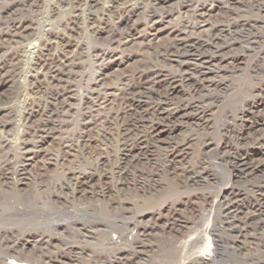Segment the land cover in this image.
I'll list each match as a JSON object with an SVG mask.
<instances>
[{
  "label": "rangeland",
  "instance_id": "rangeland-1",
  "mask_svg": "<svg viewBox=\"0 0 264 264\" xmlns=\"http://www.w3.org/2000/svg\"><path fill=\"white\" fill-rule=\"evenodd\" d=\"M58 1L0 0V87L7 92L27 89L29 94L18 103L22 108H15L28 118L18 130L21 136L42 123L54 88L60 94L72 91L74 99L86 95L99 71L94 48L111 49V43L124 33L143 35L153 16L173 25L195 22L189 10L179 9L187 0L157 7L132 0L138 11L127 20L120 16L125 6L118 0H70L64 7ZM223 13H209L200 31L191 32L186 43L166 49L159 59L150 58L144 49L139 55H145L142 60L132 58L140 60L142 71L156 75L137 79L129 115L124 110V93L132 81L129 66L102 72L117 92L106 109V124L97 131L101 154L94 167L100 181L82 194H63L82 198L77 205L86 209L83 223L94 228L92 232L101 222L96 211L118 197L124 199L128 211L111 215L120 222L117 228L110 226L111 232L129 233L137 227L154 232L119 246L91 248L76 231L71 243L78 253L87 250L114 257L120 251L134 254L142 248L146 250L143 260L128 264H264V156L260 152L264 140V6ZM121 18L120 32L112 29L104 37L97 36L104 26L117 24ZM32 34L42 41L25 43L24 37ZM79 43L86 46L84 55L63 82L54 86L55 73L76 56ZM17 69L21 70L18 76L9 74ZM9 107L4 112L13 110ZM61 111L57 103L53 124L71 137L77 120ZM125 123L133 131L131 151L124 149L120 135ZM176 148L186 155L172 170L167 156ZM89 170L90 165L80 164L77 176ZM57 172L54 167L48 170L50 176ZM62 181L39 188L55 191L64 185ZM9 198L0 185L1 214L11 209ZM145 210L151 219H141ZM169 217L175 223L172 232L166 223ZM14 221L19 227L27 226L22 227L24 232L39 228L35 229L34 221L25 225L24 220L0 215V229L12 228ZM59 221L73 222L69 218ZM40 231L46 236L57 232L51 226Z\"/></svg>",
  "mask_w": 264,
  "mask_h": 264
},
{
  "label": "bare ground",
  "instance_id": "bare-ground-1",
  "mask_svg": "<svg viewBox=\"0 0 264 264\" xmlns=\"http://www.w3.org/2000/svg\"><path fill=\"white\" fill-rule=\"evenodd\" d=\"M69 1L59 0V7L68 5ZM118 1L122 6H125V9L120 15L122 18L127 16L124 18L125 20L138 11V5H132V0ZM170 1L172 0H143L142 3L147 7H157ZM263 6L264 0H187L185 3L180 4L179 9L183 8L191 12L195 20L192 25H190L191 21L186 25H173L169 22L166 23L161 18L157 21L155 18L158 16H153L146 26L147 31L143 35L128 36L130 34L127 35V33H124L119 36L118 41L111 43L113 46L111 49L99 50L98 48H94L92 53L96 54L94 61L98 65L99 71L94 74V78L90 82L86 95H81L80 99H74L71 97L72 91L66 90L60 94L54 88L50 93V101L44 113V120L38 126L27 129V132L22 134V136L18 133V130L24 126V122H26L24 120L28 118L22 117V112L20 110L18 112L15 108H22H20L18 103L22 98H27V95H29L28 90H21L22 88H19L7 92L0 87V185L6 192H9L11 198L7 200L10 203L11 209L6 214H1L0 212V215L2 218H18L21 223L24 220L25 225H27L26 223L33 224L35 222L37 224L34 225L36 226L35 229L39 227L34 232H24L23 228H27V226L25 227L20 223L22 226L19 227L20 225L17 226L18 221H14L16 225L11 226L12 228L0 229V264H74L80 262L91 263L94 261L128 264L130 262L142 261V254L146 252L142 248L138 249L139 252L135 250L134 254H126L127 252L120 251L114 257H111V255H105L103 252H88L87 250L78 253L79 250L75 249L71 243L76 231L81 235L86 245L91 248L119 246L122 241H130L137 235L148 237L154 232V230H143L142 227L133 228L136 232L132 230L129 233L124 231L111 232L109 230L111 228L110 226L117 228L120 223L117 220H112L111 215H114V213L124 214L128 211L124 201H122L124 199L120 197L110 201L108 206L102 207V210L96 211L100 215L101 222H99L100 224L97 222L98 228H95L96 231L92 232L91 229L94 228H86L83 223V213L86 209L79 208L82 205L81 203L77 205L82 198L77 199L75 197L73 199L72 197L70 199L66 194H63L65 191H71L72 194L78 195L87 190H93L94 184L99 176L97 169L94 167V163L96 161L98 162L101 154L97 131L106 124V109L110 106V98L117 92L116 88H112L106 75L102 72L105 69H111L113 67L129 66L127 73L130 74L132 81L130 82L129 80L130 83L129 85L127 84L128 89L124 93V110L126 115H129L133 109L129 99L135 91V88H137L136 82L140 81L137 79H141L143 76V79L153 78L156 75L155 72L142 71L139 67L140 65L138 66L140 60L145 56H139L142 54V49L149 56L153 55L159 59L166 49L181 45L182 42L187 41L191 32L200 31L201 25L206 22L205 19L209 13H219L220 16V12L222 11H224V15L227 12H237V10L240 11L254 7L263 8ZM91 14L92 12L90 11V16ZM122 18L117 24L111 23V26H104L103 31L99 32L97 36L104 37L112 29H115V32L116 30L119 31V28L123 26L121 22ZM127 30L129 31V29ZM121 38H124V40ZM191 38L193 37L191 36ZM40 40L37 34L29 35L23 39L25 43H37ZM75 48L77 51L76 56L70 58L67 66L62 71H57V75L55 73L54 86H58L63 82L64 78L70 73V70L77 67L76 63L84 55L86 50L84 44L80 45L79 43ZM134 57H141V59L139 61L132 60ZM132 63H134L135 67H132ZM18 70L9 74L11 76H18L21 72V70ZM133 81H135L134 87L132 84ZM57 103L62 106L61 114L66 116L71 115L73 119L77 120L75 130L71 137H66L65 135L67 133L61 132L53 124V118L55 113H57H54ZM9 106H13V110L4 112L7 110L6 107L10 108ZM4 119L10 120L11 122L5 123ZM10 128L11 130H8ZM120 131L124 149H132L134 145L131 143L132 141L130 142V138L133 135L131 126L122 124ZM261 143L262 147L260 152L264 156V140ZM168 155L167 158H170V164L172 170H174V167L178 163L177 160L184 158L186 152L185 150L179 152L176 148L169 152ZM80 164L90 165L91 171L89 170V173L87 172V174L77 176V167ZM50 167L58 170L55 176H50L48 173ZM172 176H175V173H172ZM10 180L12 181L10 182ZM61 180L65 182L63 183L64 185L58 186L55 191L53 189L43 190L39 188L41 186L48 188L49 184H54V186L55 184L59 185ZM98 180L100 181V178ZM73 181L75 182L72 184ZM59 218H69L73 222L70 224L64 222L65 224H62L61 222L63 221L60 222ZM146 218L151 219L152 214L146 213L141 219ZM167 222H169L168 229L172 232L175 228V223L172 222L170 217L167 219ZM42 226H51L57 232L55 235L46 236L43 231H40V229H43ZM152 251L154 254V250Z\"/></svg>",
  "mask_w": 264,
  "mask_h": 264
}]
</instances>
